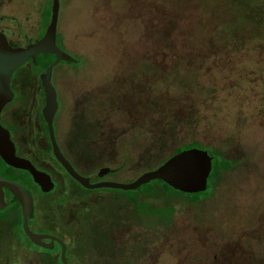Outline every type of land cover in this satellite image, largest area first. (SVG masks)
I'll use <instances>...</instances> for the list:
<instances>
[{"label": "rangeland", "instance_id": "rangeland-1", "mask_svg": "<svg viewBox=\"0 0 264 264\" xmlns=\"http://www.w3.org/2000/svg\"><path fill=\"white\" fill-rule=\"evenodd\" d=\"M21 3L36 5L26 17L33 23L53 0H0L2 27H22L28 9ZM15 15L19 21L8 19ZM62 34L65 49L89 59L92 73L99 75L95 61L101 67L102 99L113 101L103 119L118 137L111 164L121 171L106 180L130 183L194 142L214 164L217 153L238 163L200 200L174 197L172 222L155 228L134 264H264V0H60L64 48ZM85 67H55L61 99L77 81L87 87ZM68 110L63 105L64 118ZM91 207L103 216L124 210L119 200ZM144 222L139 216L136 227Z\"/></svg>", "mask_w": 264, "mask_h": 264}, {"label": "flooded vegetation", "instance_id": "flooded-vegetation-1", "mask_svg": "<svg viewBox=\"0 0 264 264\" xmlns=\"http://www.w3.org/2000/svg\"><path fill=\"white\" fill-rule=\"evenodd\" d=\"M4 1L6 0H2ZM21 5L23 10L28 9L22 16V27L15 26L14 31L7 25H0V32L6 36L13 48H26L37 43L45 36L51 23L53 3L52 7H49V21L47 9L42 12L41 21L33 23H28L26 17L32 9L38 11L36 5ZM16 15L8 19L16 18L14 21H19ZM6 19L1 17L0 23ZM5 32H8L10 37ZM64 38L62 34V48L58 43L57 25V47L75 59L62 60L60 63L86 65L85 76L90 80L86 88L80 89L77 80L84 79L81 75L83 72L74 71L72 74L77 76V83L72 85L71 93L65 92L61 99L62 92L60 93L54 83V69L60 63L53 68L52 85L56 90L58 102L52 123L56 143L64 158L80 176L89 179L90 185L120 183L106 180L110 175L118 174L121 167H113L111 164L119 149L118 137L113 131L106 130L111 125H108V121L104 123L103 119L104 114L112 113L114 106L109 98L102 99L104 94L99 72L101 67L97 68L95 61L93 69L94 72L99 70V75L92 73V62L77 52L70 54L65 49L68 47ZM55 60L54 54H39L36 62L30 58L25 65L18 68L11 80L14 97L0 114V123L10 134L16 156L30 162L37 171L47 176L44 179L45 186H42L36 182L30 171L8 165L0 155V176L19 184L32 199L31 212L25 215L21 202L8 188H3L4 206L0 209V264H134V256H140L139 252L149 247L150 236L155 228L169 227L176 212L172 203L175 200L180 201L174 197L181 195L149 197L140 189L147 184L135 190H127L137 192V195L132 196L87 195L102 189L121 192L125 190L87 188L56 158L50 124L44 114L47 102L42 82L43 74ZM38 71L41 73L37 74ZM63 105L69 109V118L62 116ZM186 146L188 145L181 147ZM181 147L158 165L146 167L143 173L130 183L121 184L135 182L182 151L199 149L194 147L178 151ZM103 157H107L104 163ZM94 162L98 164L95 165ZM103 170L109 172L100 176ZM50 180L53 188L46 191L47 188L50 189ZM157 184L153 183L154 186ZM56 190L57 195L54 193ZM110 200L121 201L124 210L111 211L107 216H103L104 212L91 207L101 205L102 208V205ZM117 212L120 213L119 216L115 214ZM139 216L145 220L142 229L137 228L135 224ZM142 231L144 232L140 233ZM156 231L159 232L160 229Z\"/></svg>", "mask_w": 264, "mask_h": 264}, {"label": "water", "instance_id": "water-1", "mask_svg": "<svg viewBox=\"0 0 264 264\" xmlns=\"http://www.w3.org/2000/svg\"><path fill=\"white\" fill-rule=\"evenodd\" d=\"M60 11L59 0H54L52 7L51 23L47 29L45 36L35 44H31L26 48H13L6 36L0 32V114L4 107L10 103L14 97L11 89V80L14 72L25 65L30 58L36 62L39 54H54L56 60L52 63L46 73L42 76V82L45 87L46 102L45 117L50 124L52 141L54 144L56 158L64 165L69 173L87 188H114L122 190H135L144 184H149L154 180H161L171 188L184 194L203 193L208 188L209 177L213 170V159L205 150L189 149L174 155L163 165L154 171H150L142 175L139 179L131 184L121 183H100L90 185L89 179L80 176L71 164L62 155L54 136L53 119L58 109L57 94L52 85L53 68L60 61H75L70 55L66 54L57 47V25ZM0 155L4 161L15 168L25 169L32 173L36 182L45 186V174L37 171L30 162L18 158L14 144L11 141L10 134L0 123ZM179 162V163H177ZM103 170L100 176L108 173ZM49 179V178H48ZM8 188L15 197L21 202L25 215L31 212L32 199L30 194L19 184L5 180L0 176V209L4 206V191ZM53 183L50 180V189ZM65 260V259H64Z\"/></svg>", "mask_w": 264, "mask_h": 264}, {"label": "trees", "instance_id": "trees-1", "mask_svg": "<svg viewBox=\"0 0 264 264\" xmlns=\"http://www.w3.org/2000/svg\"><path fill=\"white\" fill-rule=\"evenodd\" d=\"M50 14H51V8H49L48 12H47V21H49L50 18ZM253 15V13H252ZM251 16H249V18L247 19H251ZM47 57V56H44ZM199 148L201 150H204L202 145H200L199 143L194 142L191 145H188L186 147H181L178 151H182L183 149H187V148ZM217 152V151H216ZM218 155V160L217 162L214 164L213 161V170L212 173L209 177V183H208V189L210 188V186H213V188H215L216 184L219 182V180L224 176V174L234 170L236 168V166L238 165V163L236 161L230 160V159H226L222 156V154L217 153ZM153 183H158L156 186L153 185ZM146 187H149L148 190L144 191V193L149 196V197H153V196H171V195H187L189 196L191 199H193V201H197L200 200L199 196H202V194L204 195L207 192H203V193H198V194H184L181 193L179 191L174 190L173 188H171L169 185H167L166 183H164L163 181H154L150 184L144 185ZM142 186L140 189H143ZM137 195V194H135ZM167 198V197H166Z\"/></svg>", "mask_w": 264, "mask_h": 264}, {"label": "snow or ice", "instance_id": "snow-or-ice-1", "mask_svg": "<svg viewBox=\"0 0 264 264\" xmlns=\"http://www.w3.org/2000/svg\"><path fill=\"white\" fill-rule=\"evenodd\" d=\"M177 163H179V162H177Z\"/></svg>", "mask_w": 264, "mask_h": 264}]
</instances>
